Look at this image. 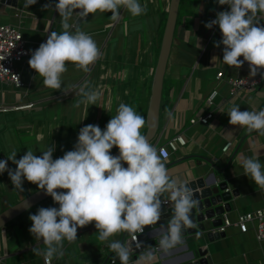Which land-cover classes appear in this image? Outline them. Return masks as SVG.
Wrapping results in <instances>:
<instances>
[{
  "label": "crops",
  "instance_id": "obj_1",
  "mask_svg": "<svg viewBox=\"0 0 264 264\" xmlns=\"http://www.w3.org/2000/svg\"><path fill=\"white\" fill-rule=\"evenodd\" d=\"M169 1L139 0L141 5H147L145 14L134 18L121 9L116 21L111 19V12L90 13L86 20H78L74 15L70 21L71 30L79 28L91 35L103 56L90 66L88 73L69 63L60 91L43 86V78L28 64L31 56L18 64L25 82L23 87L15 88L0 80V160H7L13 150L17 152V159L28 149L39 156L41 150L52 145H55L53 158H60L66 151L74 149L80 128L94 124L104 130L121 102L145 117L161 23ZM48 3L52 6L44 8ZM55 3L58 0H37L36 4L25 8L24 0H17L15 5L0 0V24L19 26L27 45H40L46 42L50 32L63 31ZM225 10L230 7L219 5L217 0H180L164 78L168 86L165 106L160 109L157 135L150 143L153 146L163 144L171 136L181 133L185 144L171 151L166 163L169 174L185 182L215 173L216 177L226 181L230 190L237 191L231 200V211L226 213L235 220L238 212L264 206V191L243 173L241 165L243 157L253 156H258L264 164V136L231 125L227 111L233 105H239L240 111L264 110V87L229 95L228 77L253 76L249 75L246 63L239 69L224 64V45H214L222 39L219 26L205 27L206 22L216 18L217 12ZM239 59L243 60V57ZM219 71L223 72V77L217 79ZM85 81L89 82L90 89L99 90L102 96L97 105L81 104L76 108L75 103L82 99L78 90ZM213 90L217 91L213 117L207 125L191 124L190 118L209 110L205 99ZM228 140L232 141V146L224 152L222 147ZM15 167L8 160V168ZM13 187L7 171L0 174V211L39 189L26 179L23 192ZM40 207L59 205L53 199L47 203L43 201L0 228V264H43V256L35 255L32 248L44 249L45 245L29 232L32 224L29 216ZM249 226L247 232H241L237 226L231 225L226 228L224 237L212 242L204 239L208 264H264V245L256 240L253 225ZM97 231L95 222L78 228L77 239L72 243L65 241L64 255L54 258L52 264L106 263L115 254L106 242L99 240ZM166 231L154 226L147 232V239L154 240L155 244L139 254L136 264L153 263L161 256L170 262L175 260L173 264L186 259L189 248L179 245L168 252L159 249V240ZM126 236V233H120L109 242L119 240L123 243ZM148 253H151L150 259Z\"/></svg>",
  "mask_w": 264,
  "mask_h": 264
},
{
  "label": "clouds",
  "instance_id": "obj_2",
  "mask_svg": "<svg viewBox=\"0 0 264 264\" xmlns=\"http://www.w3.org/2000/svg\"><path fill=\"white\" fill-rule=\"evenodd\" d=\"M36 2L24 0V7ZM217 2L228 5L230 10L217 12L216 18L206 22L205 27L219 26L222 39L214 45H224L222 61L237 69L246 61L249 75L256 76L264 69V24L261 23L264 0ZM51 6L48 3L43 7ZM54 7L61 17L63 31L50 32L46 42L32 52L28 64L43 78V86L55 91L62 89V78L69 63L88 73L90 66L103 56L91 35L79 28L71 30L74 15L86 20L90 13L111 12V19L116 21L121 9L134 18L147 12V5H141L139 0H58ZM241 56L243 60L239 59ZM260 74L264 76V72ZM78 95L82 99L75 103L76 108L81 104L97 105L102 93L90 89L89 82L85 81ZM227 114L231 125L264 136V110L240 111L239 105H233ZM168 115L171 117V113ZM146 123L144 116L121 102L104 130L94 124L80 128L74 149L60 158H53L55 145H52L41 150L39 156L28 149L17 159V152L13 150L7 160H0V174L7 171L14 190L23 192L26 179L59 205L40 207L29 216L32 221L29 232L45 245L44 249L33 247L32 252L42 255L45 264L62 257L64 242H74L78 228L92 222H95L99 240L106 242L120 264H130L129 247L119 240L109 242L110 238L128 233L137 240V234L142 233L145 226L153 227L161 219L165 203L171 205L172 212L167 231L159 240V249L168 252L183 245L186 230L197 229L192 213L199 207V199L195 198L194 189L187 186L188 182H180L169 174L166 156L141 132ZM114 146L119 150L118 156L111 154ZM8 160L16 165L15 169L8 168ZM241 165L243 173L264 191V164L259 157H243ZM137 247H141L139 241ZM147 258H151V253Z\"/></svg>",
  "mask_w": 264,
  "mask_h": 264
},
{
  "label": "water",
  "instance_id": "obj_3",
  "mask_svg": "<svg viewBox=\"0 0 264 264\" xmlns=\"http://www.w3.org/2000/svg\"><path fill=\"white\" fill-rule=\"evenodd\" d=\"M7 4L15 5L17 0H5ZM180 0H170L166 11L165 22L162 30V35L159 43V50L157 60L152 76L150 94L145 114L147 121L145 125L144 134L147 135L149 142H151L157 135L159 127V116H160V104L163 90V82L165 78V72L167 67V61L173 42L174 31L177 22L178 10ZM82 18L78 17V20ZM220 29L218 30V32ZM113 156L119 155V150L116 149L111 153ZM189 187L194 189L195 198L199 199V207L193 209L192 218L198 225L197 229L186 230L184 240L185 243L180 245L184 249H188L187 257L184 259V263L180 264H208L206 255L208 248L204 245L205 240L212 242L220 237L225 236V232H218L216 228L223 223L224 215L231 211V200L232 197L237 195L235 189L230 190L226 181L216 177L215 173L192 178L187 180ZM51 196L45 194L44 190L37 189L32 193L28 194L24 198L8 206L4 210L0 211V228L6 226L14 219L24 214L37 204L49 199ZM26 201V202H25ZM27 203V207L26 206ZM171 205L166 203L162 204V216L157 222L155 227L160 226L167 230L168 221L171 218ZM147 232L151 229L149 226H145ZM154 227V226H153ZM152 227V228H153ZM200 235L197 236L196 233ZM126 244L131 252L130 264H136L139 255L134 251V244L130 237V234L126 233ZM145 234L138 235V240L141 246L146 248V251L152 248L155 241L152 239L146 240ZM146 242H143L145 241ZM205 243V244H204ZM116 260L115 264H120L119 258L114 256ZM175 260L171 262L168 259H164L163 256L158 261L149 264H173Z\"/></svg>",
  "mask_w": 264,
  "mask_h": 264
},
{
  "label": "built area",
  "instance_id": "obj_4",
  "mask_svg": "<svg viewBox=\"0 0 264 264\" xmlns=\"http://www.w3.org/2000/svg\"><path fill=\"white\" fill-rule=\"evenodd\" d=\"M38 47L39 45H27L19 26L5 23L0 24V80L9 82L15 88L23 87L25 82L22 77V71L18 68V64L23 62L28 56H31L32 52ZM245 63L249 67L248 62L245 61ZM260 72H264V69H260ZM260 72L251 78L245 76L228 77L226 82L229 86V95H235L242 90H254L261 86L264 87V76H262ZM216 76L217 79L222 78L223 72H217ZM216 95V90L209 93L205 99V103L209 110L204 114L190 118L189 122L191 124L197 122L205 125L208 124L209 120L213 117V110L216 108V103L214 101ZM183 144H185V139L183 135L179 133L171 136L163 144H156L155 147L168 159L171 151L177 150V148ZM231 146L232 141L228 140L222 147V150L227 152ZM124 166L127 167V164L125 163ZM250 224L253 225L256 240L264 245V206L247 212H238L235 220L230 219L228 215L225 214L223 223L216 228V231L225 232L228 226L234 225L237 226L241 232H247L250 228ZM149 227L152 228V226ZM140 234H145L147 236L146 227L142 233L137 234V240L130 235L135 246L134 251L138 255L146 252V248L142 246L139 248L137 247L139 241L138 235ZM146 240L149 239L146 237ZM146 240L143 242H146ZM141 243L142 242H140V244ZM42 260L43 264H45L44 257ZM113 260L114 257L110 256L108 261L104 264H113Z\"/></svg>",
  "mask_w": 264,
  "mask_h": 264
},
{
  "label": "trees",
  "instance_id": "obj_5",
  "mask_svg": "<svg viewBox=\"0 0 264 264\" xmlns=\"http://www.w3.org/2000/svg\"><path fill=\"white\" fill-rule=\"evenodd\" d=\"M179 5H180V4H179ZM178 12H179V10H178ZM165 17H166V15H165ZM165 17L163 18L162 23H161V28H160V38H161V35H162V30H163V26H164V22H165ZM165 78H166V77H165ZM167 90H168V86H167V83H166V81H165V79H164V82H163V90H162V97H161V104H160V109H162V108L165 106V97H166ZM144 132H145V129H144V131H143L142 133L144 134ZM116 149H118V148H117V147L112 148V149H111V153H112L114 150H116ZM65 191H66V190H65ZM48 200H52V197L49 198V199H47V200H45L44 203H47ZM112 255H113V254H112Z\"/></svg>",
  "mask_w": 264,
  "mask_h": 264
}]
</instances>
